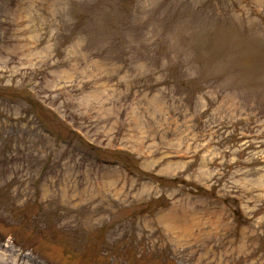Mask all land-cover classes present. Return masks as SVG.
<instances>
[{"label": "rangeland", "instance_id": "1", "mask_svg": "<svg viewBox=\"0 0 264 264\" xmlns=\"http://www.w3.org/2000/svg\"><path fill=\"white\" fill-rule=\"evenodd\" d=\"M6 245L264 264V0H0Z\"/></svg>", "mask_w": 264, "mask_h": 264}, {"label": "bare ground", "instance_id": "2", "mask_svg": "<svg viewBox=\"0 0 264 264\" xmlns=\"http://www.w3.org/2000/svg\"><path fill=\"white\" fill-rule=\"evenodd\" d=\"M0 264H40V262L32 256L18 253L17 250L6 245L3 250H0Z\"/></svg>", "mask_w": 264, "mask_h": 264}, {"label": "trees", "instance_id": "3", "mask_svg": "<svg viewBox=\"0 0 264 264\" xmlns=\"http://www.w3.org/2000/svg\"><path fill=\"white\" fill-rule=\"evenodd\" d=\"M128 162H130V161L128 160Z\"/></svg>", "mask_w": 264, "mask_h": 264}]
</instances>
